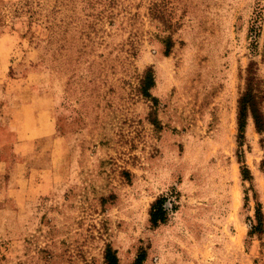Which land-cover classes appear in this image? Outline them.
I'll list each match as a JSON object with an SVG mask.
<instances>
[{
    "label": "rangeland",
    "instance_id": "obj_1",
    "mask_svg": "<svg viewBox=\"0 0 264 264\" xmlns=\"http://www.w3.org/2000/svg\"><path fill=\"white\" fill-rule=\"evenodd\" d=\"M252 60L264 88V0H0V264H264Z\"/></svg>",
    "mask_w": 264,
    "mask_h": 264
},
{
    "label": "trees",
    "instance_id": "obj_2",
    "mask_svg": "<svg viewBox=\"0 0 264 264\" xmlns=\"http://www.w3.org/2000/svg\"><path fill=\"white\" fill-rule=\"evenodd\" d=\"M254 30V28H253ZM171 42L167 43L166 55L170 53ZM155 86V76L152 67H149L144 75L141 85V93L155 104L158 103L151 89ZM252 119L254 126L260 134L264 133V88L262 79L258 74V63L252 60L248 67L245 77V87L238 99V113H237V141H238V158L241 163V172L243 179L252 181L253 175L249 166L246 164L244 155V145L246 139V128L248 120ZM152 122L157 124V117L152 118ZM255 217L251 221L249 236L260 235L264 232V212L260 201H256ZM166 198L158 197L150 209V221L153 226L164 223L168 218V209L166 208ZM147 253L142 250L136 257L133 264H143L146 260ZM106 264H120L116 249L108 245L105 250Z\"/></svg>",
    "mask_w": 264,
    "mask_h": 264
}]
</instances>
